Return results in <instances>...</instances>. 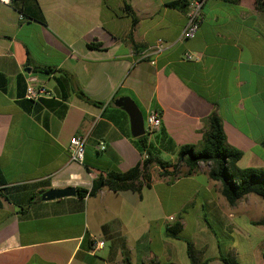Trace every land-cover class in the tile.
I'll use <instances>...</instances> for the list:
<instances>
[{
    "label": "crops",
    "instance_id": "obj_1",
    "mask_svg": "<svg viewBox=\"0 0 264 264\" xmlns=\"http://www.w3.org/2000/svg\"><path fill=\"white\" fill-rule=\"evenodd\" d=\"M179 1L38 0L46 25L20 20L14 5L0 2V165L7 182L0 187V264H192L188 242L202 263L224 264L218 241L203 231L204 216L191 223L199 243L186 235L190 209L217 213L209 200L196 203L218 188L205 165L175 181L155 168L151 187L141 195L103 189L85 199H41L50 189H90L100 172L126 173L142 163L129 116L115 106L122 97H131L146 118L160 113L162 126L153 140L164 129L169 143L156 147L172 162L180 147H201L212 113L222 118L229 143L244 156L264 148V13L256 0H208L196 38L181 41L187 17L186 8L173 6ZM159 40L163 52L148 53ZM187 51L202 57L186 62ZM36 66L56 73L36 74ZM61 71L101 105L69 93L60 119L42 106L26 111L18 104L19 77L25 85L34 79L61 100L55 83ZM74 136L86 139L83 163L71 160ZM100 142L105 152L98 150ZM181 183L191 186L183 204ZM235 211L230 218H237ZM178 225L181 238L171 234ZM229 226L237 232L235 221ZM96 241L104 245L92 251ZM215 244L218 252L208 257Z\"/></svg>",
    "mask_w": 264,
    "mask_h": 264
},
{
    "label": "trees",
    "instance_id": "obj_2",
    "mask_svg": "<svg viewBox=\"0 0 264 264\" xmlns=\"http://www.w3.org/2000/svg\"><path fill=\"white\" fill-rule=\"evenodd\" d=\"M237 2L238 0H226ZM258 11L264 13V0H256ZM19 15L23 16L26 22L36 21L46 25V20L38 0H16L13 4ZM180 8L187 7V0H181L173 4ZM127 12L133 17L131 7L126 6ZM137 24V19L133 18L132 31ZM132 31L129 34L131 38ZM29 67V64H28ZM30 68H28L29 70ZM36 74L50 76L56 71L52 68L36 66L31 69ZM2 80L5 81L3 78ZM55 83L61 100H41L34 102L25 98L26 85L23 77L18 78V87L20 90V100L18 104L26 111H31L36 106H42L53 112L60 119L65 118L67 106L65 102L69 98V93H75L82 101L101 105L93 101L82 90L73 86L72 78L66 72L61 71L55 77ZM3 91H6L5 82L1 85ZM115 100L112 101V103ZM121 111L120 109H116ZM123 112V111H121ZM126 114L125 112H123ZM145 120L146 117L144 116ZM202 144L199 149L195 146H182L176 153V161H166L160 156L156 144L162 145L169 143L166 132L161 129L153 140V134H147L139 138H132L135 146L140 153L147 158L138 167L126 172L110 171L100 174L93 180L90 189L77 188V197L85 199L94 197L103 189H109L114 193L133 191L141 195L144 188H150L153 182V171L156 168L162 178H169L175 181L181 178L191 177L197 173L201 165L208 168V174L211 180L221 184V194L231 207L243 200L246 196L254 194L264 201V169L247 168L240 169L238 163L243 159L244 152L232 146L224 130L222 118L217 113H212L208 118L205 129L203 130ZM264 147V142L262 143ZM88 169V167L86 166ZM89 170V169H88ZM6 180L2 167L0 165V187L6 185ZM37 198H40L38 195ZM254 226H264V221L254 223ZM172 236L181 238V225L172 230ZM94 243H92L93 246ZM91 246V247H92ZM188 257L192 264L202 263L194 245L188 242ZM224 264H239L235 257L220 256ZM264 260V252H263ZM130 264V263H127Z\"/></svg>",
    "mask_w": 264,
    "mask_h": 264
},
{
    "label": "rangeland",
    "instance_id": "obj_3",
    "mask_svg": "<svg viewBox=\"0 0 264 264\" xmlns=\"http://www.w3.org/2000/svg\"><path fill=\"white\" fill-rule=\"evenodd\" d=\"M166 161H174L173 158H163ZM240 169L257 168L264 169V148L260 147L258 150L245 153L242 161L239 163ZM218 184L216 192H213L211 198H207L206 195L201 194L196 198L198 205L205 204V201L209 200L214 209L206 208L203 212H199L197 209H190L188 214L189 228L186 231V235L195 239L199 243L201 235L198 230L193 229L191 223L195 220H199V217H203L204 232H210V238L214 241H218L220 252L227 256L233 254L239 264H264L263 252H264V226H254V223L264 221V201L254 194L246 196L237 204V209L231 207L226 199L222 196L220 188L221 184ZM200 187L206 186L204 178L200 175ZM199 187V188H200ZM189 184L181 183L177 186L179 192V204H183L190 199ZM160 192H163L164 188H158ZM217 207H216V206ZM237 210V211H235ZM237 218H230L229 215L233 214ZM229 221H235L237 226V232L231 231ZM217 244H215L216 248ZM203 246L199 245V248ZM212 249L211 246L207 250L208 257L214 255V252H218L217 248Z\"/></svg>",
    "mask_w": 264,
    "mask_h": 264
},
{
    "label": "built area",
    "instance_id": "obj_4",
    "mask_svg": "<svg viewBox=\"0 0 264 264\" xmlns=\"http://www.w3.org/2000/svg\"><path fill=\"white\" fill-rule=\"evenodd\" d=\"M16 0H0L3 5L13 6ZM208 0H188L186 7V25L183 29L180 40H193L196 38L201 24L203 20V7ZM20 20H23V16L20 15ZM165 49V45L162 40H159L157 45L150 48L148 53L152 54H160ZM201 55L197 53H193L191 51H187L183 60L186 62H194L199 61L201 59ZM146 60L145 54L140 59V61ZM25 98L27 100H31L34 102H40L41 100H57L54 93L43 86H38L35 84V80L31 79L28 81L26 85V93ZM162 126V117L159 112H152L145 120V129L146 133L153 134L160 130ZM86 139L80 138L78 136H74L70 140L69 152L71 154V160L74 162L83 163L85 160V149ZM98 150L101 152H105L107 150V146L105 142H100L98 145ZM147 158L144 156L143 161ZM103 241H96L92 246V251L103 246Z\"/></svg>",
    "mask_w": 264,
    "mask_h": 264
},
{
    "label": "water",
    "instance_id": "obj_5",
    "mask_svg": "<svg viewBox=\"0 0 264 264\" xmlns=\"http://www.w3.org/2000/svg\"><path fill=\"white\" fill-rule=\"evenodd\" d=\"M117 108L122 109L129 116L131 135L133 138H139L147 135L145 129V118L139 106L131 97H122L115 102ZM77 196V189L68 187L64 189H50L41 194L43 201H54L67 197Z\"/></svg>",
    "mask_w": 264,
    "mask_h": 264
}]
</instances>
